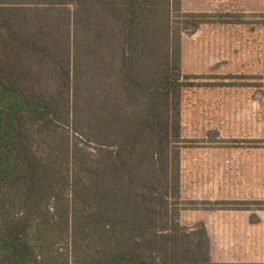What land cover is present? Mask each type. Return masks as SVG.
<instances>
[{
	"label": "trees",
	"instance_id": "obj_1",
	"mask_svg": "<svg viewBox=\"0 0 264 264\" xmlns=\"http://www.w3.org/2000/svg\"><path fill=\"white\" fill-rule=\"evenodd\" d=\"M203 22L182 0H0V264H213L207 227L181 223L176 202L182 91L194 86L181 39ZM72 75L105 93L108 112L75 121L98 146L76 145L62 172L41 143L70 124ZM65 229L70 249L54 251L49 235Z\"/></svg>",
	"mask_w": 264,
	"mask_h": 264
},
{
	"label": "rangeland",
	"instance_id": "obj_2",
	"mask_svg": "<svg viewBox=\"0 0 264 264\" xmlns=\"http://www.w3.org/2000/svg\"><path fill=\"white\" fill-rule=\"evenodd\" d=\"M182 11L204 22L181 39L182 71L194 86L182 91L179 218L195 230L207 227L213 264H264V0H182ZM174 28L183 22L174 19ZM77 79L64 91L70 124L41 143V151L60 155L62 172L98 146L76 132L75 121L86 125L90 110L108 112L105 93L88 92ZM47 85L53 94L60 81L51 75ZM59 235L50 233L52 248L66 252V229Z\"/></svg>",
	"mask_w": 264,
	"mask_h": 264
}]
</instances>
